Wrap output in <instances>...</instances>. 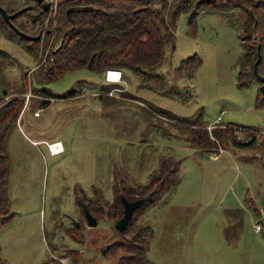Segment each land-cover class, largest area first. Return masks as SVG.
<instances>
[{
	"label": "rangeland",
	"instance_id": "1",
	"mask_svg": "<svg viewBox=\"0 0 264 264\" xmlns=\"http://www.w3.org/2000/svg\"><path fill=\"white\" fill-rule=\"evenodd\" d=\"M46 1L53 7L58 2ZM28 2L0 0V5L16 14L25 10ZM33 13L24 12L17 20L29 24L28 15ZM223 15H198L192 36L187 16L181 14L173 43L165 45L156 70L161 76L147 81L133 70L121 69L124 82L108 84L122 90L112 89L108 94V86L101 92L119 97L120 101H112L107 109L97 101L90 111L81 106L77 112L63 107L68 101L57 99L36 118L27 107L34 122L47 126L44 135L60 139L65 149L52 155L45 144L33 143L28 135L37 136L28 130L26 121L21 131L18 126L9 130L5 143L9 172L1 191L11 216L6 222L0 221V264H42L45 259L60 264H114L118 253L101 254L98 248L113 247L115 241L127 242L131 237L120 236L112 218L98 219L96 227H88L80 210L84 202L78 205L76 197L82 189L91 194L98 187L110 200L113 178L117 185L136 189L157 168L163 155H172L180 165L175 185L147 202L137 215V223L151 229L145 247L147 260L151 264H264V230L256 228L264 215L254 216L245 201V195L251 196L263 213L264 151L258 143L244 148L226 143L219 149L223 151L220 158L213 160L210 151L198 152L185 142V134L168 119L193 120L201 115L209 130L220 120L264 131V104L258 102L264 94L261 83L255 78L246 86L238 84L241 40L236 26L227 21V13ZM33 25L35 31L26 29L29 37L39 32L44 35L49 29L42 25L38 31L40 26ZM53 45L49 42L44 51L41 48L38 60H34L22 43L0 35V96L6 99L5 90L21 86L33 96L34 92L41 95L40 89L59 94L103 90L107 83L104 72L85 68L66 71L51 83H38V64L45 67ZM193 53L201 58L199 66L190 74L177 70L180 60ZM54 105L63 107L59 114L53 111ZM88 116L93 123L103 119L98 141L92 125L96 156L88 150L87 131L85 137L80 135ZM67 140H73L76 148ZM95 163L100 165L97 178L89 171ZM70 218L79 223V230L72 232ZM67 248L78 250L76 261L67 263Z\"/></svg>",
	"mask_w": 264,
	"mask_h": 264
},
{
	"label": "trees",
	"instance_id": "2",
	"mask_svg": "<svg viewBox=\"0 0 264 264\" xmlns=\"http://www.w3.org/2000/svg\"><path fill=\"white\" fill-rule=\"evenodd\" d=\"M51 4V3H50ZM34 6V7H33ZM27 6L13 16L9 21L0 13V35L11 41L20 42L38 60V51L46 49L49 42L54 43L48 49L45 67L38 64L37 82L50 83L61 77L66 71L85 68L101 74L108 69L123 68L133 70L145 80H154L161 74L156 70L160 66L166 44L173 43L177 29V20L181 14H186L188 31L195 36L196 17L206 12L227 13L226 19L238 29L242 52L238 61L237 82L240 86L248 85L255 79L252 66L257 58V44H260V60L257 70L264 74V0H58L56 5L45 11L39 7ZM6 9V8H5ZM7 12H9L6 9ZM33 11L28 15V21H18L17 16L24 12ZM10 13V12H9ZM47 25L44 35L39 32L35 37H29L26 29L35 31V26ZM253 25L255 28H253ZM42 42V43H41ZM51 46V45H50ZM34 59V60H35ZM16 62V60L13 58ZM201 62L198 54L193 53L177 65V70L190 74ZM264 83V81H263ZM25 89L7 90L10 94L6 99L0 96V221L6 222L10 218L3 188L8 174L7 156L5 150L6 138L9 130L16 124L19 113L24 105ZM113 100V98H111ZM115 101V99H114ZM259 104H264V94L258 98ZM168 119L178 126L185 134V142L196 147L199 151L218 152L222 145L244 148L258 143L264 151V132L233 122L214 124L209 130L207 122L198 115L193 120L171 116ZM238 133L243 139L237 138ZM258 157H261L257 153ZM249 163V162H248ZM179 160L172 155H163L155 168L148 174L145 182L136 189L117 185L115 179L112 202L105 200L100 190L94 189L91 197L80 195L76 202H84L92 215L101 218L116 219L121 215L119 193L131 200L151 193L150 198L133 210L132 216L120 236L131 237L129 241H115L113 247H108L106 253L118 256L114 264H151L145 256L146 240L150 234V227L145 223H137L140 210L155 198L167 193L178 178ZM99 191V192H96ZM246 204L254 216L261 218L253 202V198L245 195ZM82 211V205L80 207ZM262 214V215H261ZM261 216V217H260ZM260 229L264 230V218L259 220ZM81 227V226H80ZM73 223L72 232L79 230ZM66 233L73 237V235ZM264 236V233H262ZM64 255L71 261L78 258L77 250L66 249ZM65 253V251H64ZM105 253V254H106ZM47 258V257H46ZM42 264H60L44 260Z\"/></svg>",
	"mask_w": 264,
	"mask_h": 264
},
{
	"label": "crops",
	"instance_id": "3",
	"mask_svg": "<svg viewBox=\"0 0 264 264\" xmlns=\"http://www.w3.org/2000/svg\"><path fill=\"white\" fill-rule=\"evenodd\" d=\"M105 72H104V80L107 83L105 84L104 88H102L103 90L100 89L99 92H97L95 90H92L91 92H89V91L86 92V90H82V91L70 90L68 93L59 94V93H56L54 90L48 91L46 89H40L39 91L41 92V95H39L40 96L39 97V96L35 95V92H34V96H33L30 93H26V90H25V92H24V105H23V107H22V109H21V111L19 113V116L17 118L16 124L11 128V130L14 127L18 126L19 127L18 129L21 131V126L23 125V121H26V125L29 127L28 130L32 132V135H36L37 136V137H32V136L27 134L32 139L33 143H35V142L38 143L39 142V143L45 144L48 152L50 154H52V155H56V154L61 153L65 148H64L63 143L60 141V139L49 138L48 136L44 135V132H46V130H47V129H45L47 126H42L40 124H37L36 122H34V120L31 117L33 116V117L38 118L40 116L41 111L44 110V109H47L50 106H52V104H54L57 99H61L62 100L61 103H65L66 101H68L63 107H71L72 109L74 108L77 112L80 110L81 106H84L85 108L87 106L89 108V111H90V106L91 105H93V107L98 105L97 101H99V103L101 104L103 109L109 108V106H112V103L118 102L120 100H119V97H117L116 95H112L111 96V95L105 94L103 96L101 94L102 91L105 92V90L108 89L107 87L110 86L108 84V82H112V81H109L107 79ZM120 74H121V82H124L122 80L123 76H122L121 70H120ZM61 77H59V78H61ZM59 78H57V79H59ZM116 83H120V81H118ZM112 89H114L116 92H120V90H122L118 86L115 87V86L111 85L110 88L107 91L108 94H110L109 92ZM5 93H7V90L4 91V94ZM5 95L9 96V94H5ZM97 98H99V99H97ZM111 98H113V100ZM114 99H115V101H114ZM92 101L94 102L93 104H92ZM112 101H114V102H112ZM27 107H29L30 111H32V116L27 114V112H26V110H28ZM53 107H54L53 111H55V114H59V112H60L59 109L63 108V107L58 108V105H54ZM65 109L68 110L69 108H65ZM66 114H70V112H68ZM102 121H103V119L97 118V121L95 123H93L92 119L89 118V116L87 118V121H86V119H84V133H80V135H83V137H85L86 131H87L88 138H89L88 150H89V152H90V154L92 156L96 152L94 149H92V134H91L92 133V125L94 124V128L97 129L96 141H98V138L102 137V132L100 130V125H101ZM65 123L66 122L64 121V125H65ZM86 126H87V130H86ZM259 131H261V130H259ZM262 132H264V131L262 130ZM55 141L59 142V144L61 146L60 147L61 149H59L57 152H52L49 149V147H48V143L49 142H55ZM67 143L69 145L73 146L74 148H76L75 142L73 140H67ZM96 144L98 146H101V143H96ZM222 152L223 151H221V152L220 151L219 152H215V151L211 152V154H212L211 158L213 160H218L220 158V154ZM96 155L97 154H95V156ZM99 167H100V165L98 163H95V166H94V164H92V166H91V168L89 170L90 173L94 176V178H97V176H98ZM8 172H9V169H8ZM112 172L114 173L113 169H112ZM7 178H8V174H7ZM114 179L115 178H113V184H114ZM76 187H77V185L75 186V188ZM94 188L96 189L98 187H94ZM98 190H99V188H98ZM81 192H82L81 195H84L86 198L95 195L94 192L89 194V193H86L83 189L81 190ZM75 193H77V192H75ZM114 196H115V194H114V192H112V196H111L110 200L106 199L105 196H103V197L105 198V200H108V201L112 202L114 200L113 199ZM66 259H68V258L66 257ZM68 261H69V259L67 260V263H68Z\"/></svg>",
	"mask_w": 264,
	"mask_h": 264
},
{
	"label": "water",
	"instance_id": "4",
	"mask_svg": "<svg viewBox=\"0 0 264 264\" xmlns=\"http://www.w3.org/2000/svg\"><path fill=\"white\" fill-rule=\"evenodd\" d=\"M37 2H42L41 7L43 10H48L51 5L50 2L48 1L44 2L43 0H37ZM0 13L4 17V19L7 21H9V17L15 14V13L7 12L6 9L2 5H0ZM253 28H255L254 25H253ZM259 50H260V44L258 43L257 44V58L253 63L252 70L254 72V75L257 81L261 83L260 89L264 92V83H263L264 74H260L257 70V64L261 57ZM150 196H151V193H148L145 196H141V197H137V198L129 200L123 194L119 193V202L121 204V215L115 219V221L113 222V227L117 231L123 232L127 223L129 222L132 216L133 210L139 205H141L146 199H149ZM82 210H83L86 225L88 227L96 226L97 219L94 215L91 214V212L89 211L85 203H82ZM71 220L77 227L79 226V223L77 221L74 222L73 219ZM107 248H108V245L104 249H102L100 253L105 254Z\"/></svg>",
	"mask_w": 264,
	"mask_h": 264
},
{
	"label": "built area",
	"instance_id": "5",
	"mask_svg": "<svg viewBox=\"0 0 264 264\" xmlns=\"http://www.w3.org/2000/svg\"><path fill=\"white\" fill-rule=\"evenodd\" d=\"M106 77H107V79L109 80V81H112V82H118V81H120L121 82V74H120V70H118V69H108V70H106ZM110 94H112L113 92H112V90L109 92ZM220 122V120H218V121H216V123H219ZM215 123V124H216ZM213 126V125H212ZM237 138L239 139V140H242L244 137H243V135H240V133H238V136H237ZM48 147H49V149L52 151V152H57L59 149H61L60 147V144H59V142L58 141H55V142H49L48 143ZM260 224H256V228H259L260 229Z\"/></svg>",
	"mask_w": 264,
	"mask_h": 264
},
{
	"label": "flooded vegetation",
	"instance_id": "6",
	"mask_svg": "<svg viewBox=\"0 0 264 264\" xmlns=\"http://www.w3.org/2000/svg\"><path fill=\"white\" fill-rule=\"evenodd\" d=\"M27 1H29L28 2V5L27 6H29V7H31V6H33V5H35V7L37 6V7H39V11H43V9H42V7H41V3L42 2H37V0H27ZM44 2H46V0H43ZM34 7V6H33ZM50 8V7H49ZM45 11H47V10H45ZM84 217V216H83ZM85 219V218H84ZM97 226V225H96ZM96 226H94V227H96ZM92 228V227H91ZM107 245H105L104 247H100V248H98V251L99 252H101L102 251V249H104L105 247H106ZM107 251V250H106ZM68 260V259H67Z\"/></svg>",
	"mask_w": 264,
	"mask_h": 264
}]
</instances>
